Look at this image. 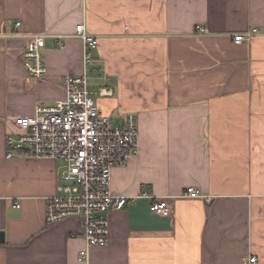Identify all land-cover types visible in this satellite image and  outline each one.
<instances>
[{
  "label": "crops",
  "instance_id": "obj_1",
  "mask_svg": "<svg viewBox=\"0 0 264 264\" xmlns=\"http://www.w3.org/2000/svg\"><path fill=\"white\" fill-rule=\"evenodd\" d=\"M80 24L98 39L89 90L115 122L135 117L139 149L111 172L127 204L87 264H264V0H0V264H84L81 221L46 224L62 163L6 159L14 120L81 74ZM31 35L47 36L41 79L22 67Z\"/></svg>",
  "mask_w": 264,
  "mask_h": 264
},
{
  "label": "built area",
  "instance_id": "obj_2",
  "mask_svg": "<svg viewBox=\"0 0 264 264\" xmlns=\"http://www.w3.org/2000/svg\"><path fill=\"white\" fill-rule=\"evenodd\" d=\"M196 30L206 32L202 27ZM255 33L236 35L233 41L239 45ZM70 37L82 43L81 74L64 78V101L50 107L38 106L32 115L14 120L15 131L6 137V159L62 163L55 194L46 199V224L52 226L65 219H79L84 248L79 252L78 261L87 264L91 249L108 244V214L122 210L127 204L125 197L112 195L111 172L138 155V130L131 114L121 123L103 114L89 90L88 74L98 47L97 37L89 34L84 24L78 25ZM27 38L22 67L29 77L41 79L46 75L42 50L47 36ZM63 38L58 37L57 45L61 49L64 48L60 41ZM109 95L104 89L98 93L100 97ZM184 196L208 199L194 188L187 189ZM143 197L151 200V213L162 217L170 215L171 206L166 197ZM14 207L19 209L18 204ZM242 262L255 264L256 259L247 257Z\"/></svg>",
  "mask_w": 264,
  "mask_h": 264
},
{
  "label": "water",
  "instance_id": "obj_3",
  "mask_svg": "<svg viewBox=\"0 0 264 264\" xmlns=\"http://www.w3.org/2000/svg\"><path fill=\"white\" fill-rule=\"evenodd\" d=\"M0 237H1V238H0V242H2V240H3V237H2V235H0Z\"/></svg>",
  "mask_w": 264,
  "mask_h": 264
}]
</instances>
